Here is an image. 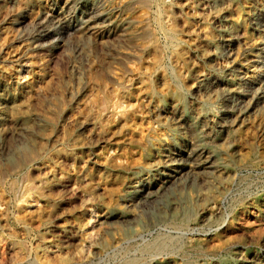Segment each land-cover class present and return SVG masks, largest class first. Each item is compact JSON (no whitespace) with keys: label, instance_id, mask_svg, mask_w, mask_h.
I'll use <instances>...</instances> for the list:
<instances>
[{"label":"rangeland","instance_id":"obj_1","mask_svg":"<svg viewBox=\"0 0 264 264\" xmlns=\"http://www.w3.org/2000/svg\"><path fill=\"white\" fill-rule=\"evenodd\" d=\"M0 264H264V0H0Z\"/></svg>","mask_w":264,"mask_h":264},{"label":"bare ground","instance_id":"obj_2","mask_svg":"<svg viewBox=\"0 0 264 264\" xmlns=\"http://www.w3.org/2000/svg\"><path fill=\"white\" fill-rule=\"evenodd\" d=\"M87 16H90L89 15V12L87 11V9H83V10L79 11L77 14L73 15V17H76L78 19H85ZM95 17H97V16H95ZM70 20L71 19H69V18H67V19L66 18H59V20H58V27H61V28H65L66 27L67 28V26H69L72 23V22L70 23ZM150 188L151 187L146 188L144 186L141 188V191L140 192H142V195H143V197L145 199L146 198L149 199V197H150V194H151V191H152V190L150 191ZM164 244H165L164 241L159 240V241L155 242L154 244L148 246V249H160V248H162L164 246Z\"/></svg>","mask_w":264,"mask_h":264}]
</instances>
